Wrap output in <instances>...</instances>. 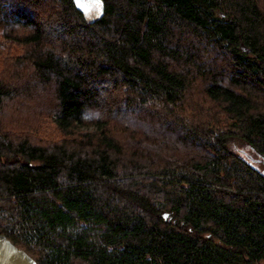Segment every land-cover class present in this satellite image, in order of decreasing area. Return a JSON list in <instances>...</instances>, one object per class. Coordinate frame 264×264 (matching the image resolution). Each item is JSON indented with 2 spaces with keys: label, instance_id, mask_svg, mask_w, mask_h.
<instances>
[{
  "label": "trees",
  "instance_id": "obj_1",
  "mask_svg": "<svg viewBox=\"0 0 264 264\" xmlns=\"http://www.w3.org/2000/svg\"><path fill=\"white\" fill-rule=\"evenodd\" d=\"M0 235L37 264H264V0H0Z\"/></svg>",
  "mask_w": 264,
  "mask_h": 264
},
{
  "label": "water",
  "instance_id": "obj_2",
  "mask_svg": "<svg viewBox=\"0 0 264 264\" xmlns=\"http://www.w3.org/2000/svg\"><path fill=\"white\" fill-rule=\"evenodd\" d=\"M0 264H37L23 250L0 235Z\"/></svg>",
  "mask_w": 264,
  "mask_h": 264
},
{
  "label": "rangeland",
  "instance_id": "obj_3",
  "mask_svg": "<svg viewBox=\"0 0 264 264\" xmlns=\"http://www.w3.org/2000/svg\"><path fill=\"white\" fill-rule=\"evenodd\" d=\"M84 16L86 18V20L91 21L94 20L95 18L98 17L99 13H100V9L98 7V4H96V2H90L89 4L86 5V7H84ZM18 118L15 116V122L13 121L12 124H16ZM18 124H20V122H18ZM233 149L242 157H244L245 159L249 160L250 162L254 163L257 165V161H258V157L252 152V150H250L248 147H246L245 145H243L240 142H235L234 143V147Z\"/></svg>",
  "mask_w": 264,
  "mask_h": 264
}]
</instances>
